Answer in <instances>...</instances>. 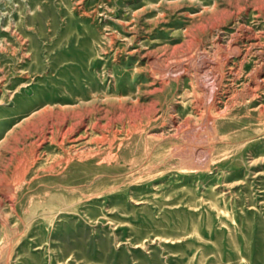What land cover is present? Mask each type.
<instances>
[{
  "label": "rangeland",
  "instance_id": "1",
  "mask_svg": "<svg viewBox=\"0 0 264 264\" xmlns=\"http://www.w3.org/2000/svg\"><path fill=\"white\" fill-rule=\"evenodd\" d=\"M0 264H264V0H0Z\"/></svg>",
  "mask_w": 264,
  "mask_h": 264
},
{
  "label": "bare ground",
  "instance_id": "2",
  "mask_svg": "<svg viewBox=\"0 0 264 264\" xmlns=\"http://www.w3.org/2000/svg\"><path fill=\"white\" fill-rule=\"evenodd\" d=\"M207 74H208V72H207ZM212 80V79H211ZM214 80V79H213ZM211 83V82H210ZM208 84V83H207ZM216 84V83H215ZM217 85V84H216ZM215 88V87H214ZM213 91V89H211V92ZM213 92H215V91H213ZM207 95H209L208 93H206ZM212 95H214V94H212ZM207 98H208V96H207ZM212 98H214V97H212ZM205 99H206V97H205ZM213 103V102H212Z\"/></svg>",
  "mask_w": 264,
  "mask_h": 264
}]
</instances>
